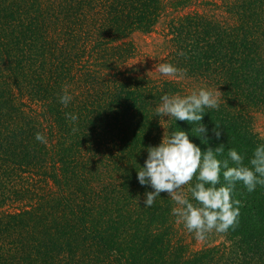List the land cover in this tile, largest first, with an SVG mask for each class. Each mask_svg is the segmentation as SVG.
Segmentation results:
<instances>
[{"label": "trees", "instance_id": "1", "mask_svg": "<svg viewBox=\"0 0 264 264\" xmlns=\"http://www.w3.org/2000/svg\"><path fill=\"white\" fill-rule=\"evenodd\" d=\"M158 27L183 80L130 62L132 36ZM200 88L220 105L201 121L207 145L195 123L156 113L162 95ZM260 111L264 0H0V264H264V187L237 184L239 225L198 247L169 194L144 207L153 189L137 179L147 149L175 130L247 163L264 143Z\"/></svg>", "mask_w": 264, "mask_h": 264}, {"label": "clouds", "instance_id": "2", "mask_svg": "<svg viewBox=\"0 0 264 264\" xmlns=\"http://www.w3.org/2000/svg\"><path fill=\"white\" fill-rule=\"evenodd\" d=\"M155 72L177 80H183L187 75L185 69L171 63H159ZM72 98L65 87L59 100L67 107ZM219 106L216 93L200 88L185 96L178 93L162 95L156 113L168 120L174 118L175 121L195 123L192 135L207 145L209 130L201 121L206 109H218ZM66 115L73 122L78 120L75 114ZM219 127L212 130L218 140L221 137ZM35 139L47 143L42 133L37 132ZM225 150L226 147L220 144L202 151L183 130L165 133L159 146L147 149L145 166L137 171L139 183L153 189L145 193L144 207H152L161 193L167 192L176 205L172 208L176 223L182 224L196 239L204 240L213 232L234 230L239 225L242 206V202L234 198L237 184H242L249 193L256 191L258 186L264 187V143L257 144L247 163L237 149L227 147ZM189 192L191 198L187 195Z\"/></svg>", "mask_w": 264, "mask_h": 264}, {"label": "rangeland", "instance_id": "3", "mask_svg": "<svg viewBox=\"0 0 264 264\" xmlns=\"http://www.w3.org/2000/svg\"><path fill=\"white\" fill-rule=\"evenodd\" d=\"M215 1V0H214ZM219 1V0H216ZM163 27H158L157 31L153 34L148 35H140L134 34L131 40L136 45V53L137 55L133 60H131V64L136 69H145L148 71V74L153 76L154 78L164 77L159 73H156V66L159 63H163L165 59V55H167L168 46L165 43L164 38L162 37L161 30ZM45 56H49L47 53H44ZM165 63V61H164ZM253 126L256 133L264 138V112H255L253 114ZM211 240L215 239V236L209 237ZM205 241H197L198 247L203 246L206 242H210V240ZM196 245V247H197Z\"/></svg>", "mask_w": 264, "mask_h": 264}]
</instances>
